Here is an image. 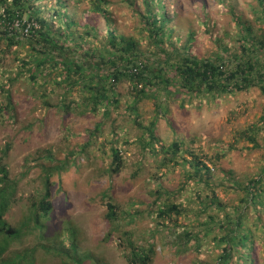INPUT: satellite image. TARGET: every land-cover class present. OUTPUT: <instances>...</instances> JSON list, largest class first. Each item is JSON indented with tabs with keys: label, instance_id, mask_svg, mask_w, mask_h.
<instances>
[{
	"label": "trees",
	"instance_id": "16d2710c",
	"mask_svg": "<svg viewBox=\"0 0 264 264\" xmlns=\"http://www.w3.org/2000/svg\"><path fill=\"white\" fill-rule=\"evenodd\" d=\"M34 1L0 0V9H3L0 13V47L3 40L7 41V50L14 45L30 43L28 57L22 59V71L16 75L11 73L9 83L12 85L26 71L35 86L43 81L45 87H50L44 95L61 90V98L55 105L59 111L64 110L69 115L102 111V117L106 119L119 112L121 99L118 86L124 80L129 81L132 102L127 100L126 108L133 122L143 131L138 141L144 155H152L158 170L181 169L179 172L182 173L180 187L175 191L162 184L157 187V197L150 213L162 218L161 222H157L160 228L157 226L156 229L169 231V222L176 221L186 212L187 205L175 200L176 195L182 194V189H209L210 194L203 197L198 192L197 195L198 216L205 214L207 219L201 222L197 230L185 227L182 231L172 232L167 243L183 248L191 245L196 236L212 234L213 241L222 248L216 264H228L235 252L240 255L243 264H249V260H253L251 251L255 242L264 241V177H254L248 182L239 181L232 173L226 177L233 182V190L238 191L240 202L254 207V218L251 220L246 206L242 208L243 205L228 204L217 193L209 162L201 160L190 145L178 138L161 140L157 122L161 117H166L168 99L171 97L190 101L193 97L238 93L250 87H258L264 95V0H258L260 6L254 8L257 16L259 14L260 25L257 29L251 22L239 29L240 37L236 40L240 52H230L228 47H223L226 54L213 57H202L191 52L188 42L193 39L192 31L187 43L178 44L172 40L175 30L168 26L172 18L163 11L164 0H158L156 5L154 0H143V9L133 0H124L141 19L140 31L147 42L146 50L134 35L120 32L116 26L118 24L112 26L116 18L110 12V0H85L89 4L86 11L90 15L105 19V32L96 24H91L93 22L83 24L84 32L78 31L75 26L80 21L68 6L72 0H59L61 7L55 9L54 16L62 27H56L52 20L44 16ZM80 1L73 0V6L78 8ZM156 7L162 12H155ZM28 24L32 28L26 35L24 31ZM8 71L4 69L3 74ZM0 89L9 99L0 100L1 125L12 119V102L10 89L1 86ZM180 92L183 97L179 96ZM145 99L153 100L155 105L149 124L138 118L139 103ZM253 129L251 126L241 130L235 141L246 140L260 147ZM103 131V123L99 122L87 142L69 150L62 158L53 149L38 150L33 158L34 166L24 163L19 177L11 176L7 161L12 144L0 149V264H34L37 262L36 252L59 257L60 264H85L86 261L109 264L106 259L97 258L89 250L81 248L80 230L71 221L66 223L60 234L56 233L57 229L49 230L47 227L53 207V178L57 176L61 179L63 173L71 170L77 154L86 155L89 159V147ZM117 142L115 139L102 142L104 154L107 152L106 146H110L113 160L107 172L112 174L118 173L123 163ZM32 168L39 169L37 180L42 182V186L36 187L27 198L19 196V187L25 185V175ZM201 183L205 187H200ZM103 198L106 199L109 223L105 239L109 240L120 233L118 243L125 250L127 263L151 264L156 250L155 243L150 242L149 237H155L160 230H153L147 237L140 234L137 228H125V223L131 225L140 214L130 212L127 206L115 201L108 191L103 193ZM14 204L21 207L20 217L15 223L17 226L10 222ZM222 213L224 215L220 216ZM26 234L39 239L32 240L31 247L21 246L28 238ZM197 242L200 247L201 241Z\"/></svg>",
	"mask_w": 264,
	"mask_h": 264
},
{
	"label": "rangeland",
	"instance_id": "374dc122",
	"mask_svg": "<svg viewBox=\"0 0 264 264\" xmlns=\"http://www.w3.org/2000/svg\"><path fill=\"white\" fill-rule=\"evenodd\" d=\"M59 0H35L34 5L41 8L42 14L52 20L56 27L62 24L54 16L55 9L60 8ZM110 12L115 16L120 32L134 35L141 42V47L147 49V42L142 36L141 19L132 12L124 0H110ZM143 9V0H133ZM164 12L172 20L168 26L173 27V41L178 44L188 42L190 31L194 32L193 39L188 43L191 52L202 57L225 55L223 47L230 52H240L237 40L239 29L243 24L260 25L255 7L259 8L258 0H164ZM70 3V1H69ZM158 0H154L156 5ZM69 11L75 13L80 24L75 28L84 32L83 24L93 22L102 31H106L105 19L101 16H92L86 11L89 4L81 0L79 7L69 5ZM45 11V12H44ZM155 12L158 11L156 7ZM3 9H0V13ZM246 22V23H245ZM16 25H18L16 23ZM20 26V25H19ZM4 29V28H1ZM21 30V29H20ZM25 32V31H24ZM21 33L22 30H21ZM29 45L18 44L7 50V41L3 40L0 47V86L9 88L11 93L10 122L0 125V149L12 144L7 161L13 175H20L24 170V163L34 166V156L38 150L53 149L59 158L64 157L69 150L82 145L91 138L97 124L103 123L104 131L100 133L89 147L90 158L86 155L75 156V166L63 173L61 179L53 178L52 202L54 208L48 222L53 229H60L63 221L69 220L80 230V246L89 250L97 258H104L109 264H128L124 249L119 245L120 233L114 234L109 240L106 235L109 223L106 218V199L103 193L108 191L115 201L127 206L130 212H138L131 225L125 223V228H137L139 233L147 237L153 230H157L155 237L149 241L155 243V254L151 264H216L222 248L213 241L212 234L203 237L196 236L193 243L183 248H177L167 243L172 232L182 231L185 227H194L196 230L207 215L198 216V192L201 196L210 194V190L203 188L184 191L176 195L177 202L186 204V212L174 222H169V231L156 229L162 218L150 214L157 197V187L176 190L182 180L181 169L158 170L150 154L143 153L138 137L143 131L132 120L127 110L126 101L132 102L130 97V82L124 80L118 86L121 105L110 118L104 119L102 111L94 114H66L59 111L58 104L61 90L48 92L44 95L43 81L34 85L26 71L19 80L12 85L8 81L9 75L22 71V59L28 57ZM8 69L6 74L3 70ZM20 74V73H19ZM7 83L6 86L3 85ZM0 89V100H9ZM183 97V93H179ZM169 111L157 122L158 137L161 140L178 138L190 145L201 160L209 162L214 172L216 191L228 204H247L240 202L238 191L233 190V182L226 177L232 173L239 181L248 182L256 177H264V95L258 87H250L238 93L219 94L210 97H193L190 101L168 99ZM153 100H142L139 103V119L149 124L154 116ZM254 127V132L260 147L254 146L246 140L235 141L241 130ZM115 129V130H114ZM118 140L123 163L118 173L107 172L113 160L110 146L104 147L105 140ZM187 157L193 156L186 154ZM39 169L32 168L25 175L24 184L19 187V196L27 198L36 187H41L38 181ZM136 174V176H135ZM200 187H205L203 183ZM196 187V186H195ZM131 203V204H130ZM127 204V205H126ZM21 207L14 204L10 215L12 220H18ZM231 211V210H229ZM246 211L254 218V207L246 206ZM212 212V211H209ZM224 214H220L223 216ZM259 224V223H258ZM169 232V233H168ZM219 231H216L218 233ZM264 240V235H262ZM197 240L201 241L198 247ZM31 244V243H27ZM253 260L249 264H264V241L258 240L251 251ZM47 264H59L57 260ZM85 264H91L86 261ZM228 264H243L240 255L236 252Z\"/></svg>",
	"mask_w": 264,
	"mask_h": 264
},
{
	"label": "clouds",
	"instance_id": "9594fccd",
	"mask_svg": "<svg viewBox=\"0 0 264 264\" xmlns=\"http://www.w3.org/2000/svg\"><path fill=\"white\" fill-rule=\"evenodd\" d=\"M9 170H10V174H11L12 177H19V176H21V174H22V173H21L20 175H16V176H15V175L12 174V170H11L10 167H9ZM53 184H54V182H53ZM52 187H53V186H52ZM52 195H53V194H52ZM52 206H53V202H52ZM53 208H54V206L52 207V209H53ZM11 210H12V208H11ZM51 212H52V210L50 211L49 219H48V221H47V227H48L49 230H52V229H53V226L50 227L49 224H48V222H49L50 219H51ZM68 221H69V220H65V221H63V223H62V225H61V228H60V229L58 228V229L56 230V233H57V234H60V233L65 229L66 223H67ZM10 222H11V224H15V223L17 222V220L13 221V220L11 219ZM15 226H17V225L15 224ZM26 236H27L28 238H25V239H24V243L21 244V246H28V247H31V246H32V240H34V239H39V238H36V237L33 238L30 234H26ZM27 243H31V244H27ZM65 243L68 244L69 242L66 240ZM17 246H18V245H17ZM36 255H37V262L34 263V264H47V263H52L53 259H54V260H57L58 263L60 264V259H59V257H56V256H54V255H48V254H46V253H44V252H36Z\"/></svg>",
	"mask_w": 264,
	"mask_h": 264
},
{
	"label": "built area",
	"instance_id": "2783aa9c",
	"mask_svg": "<svg viewBox=\"0 0 264 264\" xmlns=\"http://www.w3.org/2000/svg\"><path fill=\"white\" fill-rule=\"evenodd\" d=\"M32 28V25L28 24L26 27H25V34L26 35H29V31L31 30Z\"/></svg>",
	"mask_w": 264,
	"mask_h": 264
}]
</instances>
